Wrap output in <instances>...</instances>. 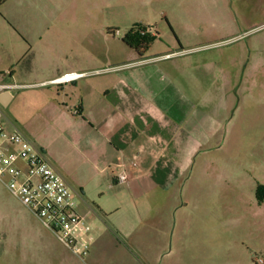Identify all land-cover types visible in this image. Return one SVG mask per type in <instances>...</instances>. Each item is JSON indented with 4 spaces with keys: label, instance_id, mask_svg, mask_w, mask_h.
Instances as JSON below:
<instances>
[{
    "label": "crops",
    "instance_id": "1",
    "mask_svg": "<svg viewBox=\"0 0 264 264\" xmlns=\"http://www.w3.org/2000/svg\"><path fill=\"white\" fill-rule=\"evenodd\" d=\"M156 29L148 30L155 41L160 36ZM110 31L99 36L87 28L76 39L47 38L43 55L32 58L27 69H19L20 57L6 49L10 62L4 66L0 61L1 122L47 156L75 191L82 213L102 221L99 230L95 226L97 240L88 264H107L108 251L135 258L115 264H159L163 255L169 256L164 253L172 231V264H210L206 247L194 255L190 244L180 243L178 229L186 210L192 211V222L204 223L205 205L221 193L223 182H206L211 163L195 161L202 148L197 136L202 141L210 137L213 112L211 100H197L195 94L209 93L211 86L197 79L194 67H186L189 62L181 67L179 59L190 49H176V35L163 42L165 50H157L154 41L148 50L153 54L140 56L117 28ZM71 73L81 76L69 83L53 82ZM220 89L227 92V83ZM229 100L221 97L217 106L226 108ZM126 158L134 163L126 164ZM123 168L129 180L119 183L115 177ZM0 204L11 211V222H24L30 232L18 208L14 213L1 198ZM231 251L219 247L221 264L234 260L228 256ZM236 252L232 264L254 259L250 250ZM57 260L82 264L73 254Z\"/></svg>",
    "mask_w": 264,
    "mask_h": 264
},
{
    "label": "rangeland",
    "instance_id": "2",
    "mask_svg": "<svg viewBox=\"0 0 264 264\" xmlns=\"http://www.w3.org/2000/svg\"><path fill=\"white\" fill-rule=\"evenodd\" d=\"M135 25L157 28V50H165L163 42L176 35V49H190L179 59L181 67L189 62L186 67H194L197 79L211 86L209 93L195 94L197 100H211L213 111L210 137L202 141L197 136L202 148L195 161L211 163L208 184L223 183L221 193L205 205L209 209L204 223L192 222V211H184L180 243L190 244L196 256L205 246L210 264H221L217 259L221 246L231 249L228 256L234 259L223 264L235 262L237 250H250L251 264H257L258 258L264 260V192L258 196L264 186V0H8L0 6V61L9 64L6 49L11 48L20 57L19 69H27L32 58L43 55L47 38L76 39L86 35L87 28L99 36L117 28L122 37ZM226 83L227 92L220 89ZM225 96L232 104L217 106ZM0 198L14 213L18 208L30 230L22 221L20 226L11 222V211L0 204V264H56L57 259L72 257L1 182ZM89 218L98 230L103 226L94 214ZM172 234L164 253L169 256L163 255L159 264H172ZM49 248L56 260L50 261ZM104 259L107 264L135 260L111 251Z\"/></svg>",
    "mask_w": 264,
    "mask_h": 264
},
{
    "label": "built area",
    "instance_id": "3",
    "mask_svg": "<svg viewBox=\"0 0 264 264\" xmlns=\"http://www.w3.org/2000/svg\"><path fill=\"white\" fill-rule=\"evenodd\" d=\"M80 76L65 74L53 82L69 83ZM1 117L0 111V181L64 247L85 262L97 240L94 223L79 210L75 191L47 156L22 133L6 130ZM125 163L133 164L134 159L126 158ZM115 180L126 183L129 173L123 168ZM257 264L264 260L258 258Z\"/></svg>",
    "mask_w": 264,
    "mask_h": 264
},
{
    "label": "trees",
    "instance_id": "4",
    "mask_svg": "<svg viewBox=\"0 0 264 264\" xmlns=\"http://www.w3.org/2000/svg\"><path fill=\"white\" fill-rule=\"evenodd\" d=\"M8 0H1L0 6ZM149 27L135 25L125 35L124 42L132 48H135L140 56H143L150 48L156 37L149 33ZM264 192V186H261L258 191V196L261 197Z\"/></svg>",
    "mask_w": 264,
    "mask_h": 264
}]
</instances>
